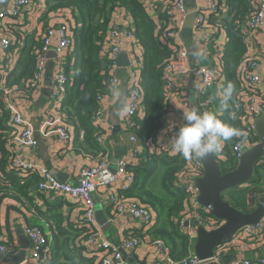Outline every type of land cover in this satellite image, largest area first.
Wrapping results in <instances>:
<instances>
[{"label":"trees","instance_id":"16d2710c","mask_svg":"<svg viewBox=\"0 0 264 264\" xmlns=\"http://www.w3.org/2000/svg\"><path fill=\"white\" fill-rule=\"evenodd\" d=\"M218 1L222 3L221 0ZM224 3L227 11L211 13L208 24L226 33L220 68L223 72L224 87L232 83L235 85V92L230 107L223 109L218 118L243 133L245 126L242 116L246 113L245 102L238 100L236 94L242 90L259 93L254 87H243L240 79V64L248 51L243 30L255 9V4L254 0H225ZM120 8L130 15L135 43L143 49L141 77L138 80L143 97L141 113L135 117L138 126L133 130L143 146L145 157V161L130 165L134 184L129 189L122 190V193L150 207L157 218L156 223L147 232L133 229L128 236L133 235L144 240L147 234L153 239H163L169 245L171 255L175 259H181L190 254L191 236L184 232L182 226V220L189 215L190 204L187 193L177 186L176 180L185 168L187 159L178 153L169 154L160 146L167 127L166 114L170 110L162 72L165 64L174 56L177 46L174 41L165 38L166 32L171 29L166 1L158 0L154 3L153 11L161 21L158 24L153 11L149 10L142 0H47V9L41 17L43 21L55 15L60 17L68 11L72 12L74 18L73 21L66 19L73 43L64 62L69 81L62 112L74 131L75 151L97 157L98 160L102 159L106 151L99 144L100 132L94 126L92 116L99 108L97 95L106 90L108 92V80L113 68L107 57L105 44L114 13ZM49 25L52 26L50 22ZM5 29L12 42L7 54L17 52L18 59L13 67L6 68L7 74L2 76L1 80L8 87L29 91V81L36 72L39 50L44 43V33L41 36H36L34 32L28 33L23 26L17 25L16 18L6 24ZM236 104L240 108L232 120L229 118V112L237 109ZM0 110L1 212L4 201L9 198L17 199V195L32 203L33 192L38 189L42 176L34 170L13 166L10 143L17 128L11 125V114L3 103ZM242 136L225 142L224 160L220 162L224 171L237 166L238 160L233 156L232 147ZM148 140L154 143L156 150H149ZM247 185L227 190L224 192V198L238 209L251 212L259 198L264 196V162L256 167L254 177ZM253 186L252 192L242 195L244 201L227 196L229 193L232 195L234 191H245ZM211 217L218 221L213 215ZM49 220L54 221L50 228L54 245L51 251L52 259L46 264H101L104 252L90 250L86 246L88 236L92 233L89 227L80 224L64 226L61 215L51 216ZM0 243L16 246L12 236L0 238Z\"/></svg>","mask_w":264,"mask_h":264},{"label":"built area","instance_id":"2783aa9c","mask_svg":"<svg viewBox=\"0 0 264 264\" xmlns=\"http://www.w3.org/2000/svg\"><path fill=\"white\" fill-rule=\"evenodd\" d=\"M142 1L148 8L147 0ZM149 1L154 7V3L158 0ZM164 1H166L167 14L170 17L169 25L171 26V29L166 32L165 38L174 41L177 45L174 56H172L165 64L162 72V79L165 83L166 101L170 107V104L173 101V96L182 93L184 105L188 106V104H191L190 96L188 95L191 90L185 85L178 86L177 78L192 74L196 78V81L192 86V94L196 97L198 107L201 112H214L215 104L212 102L211 98L206 99L204 96L206 95V91L214 85H224V79L222 77L223 72L220 68V63L219 66H209L201 64L198 61H192V55L189 53L180 38V31L188 17L186 1ZM32 4L33 0H13V3L10 6H7L0 11V89H3L4 93L7 95V100L9 102L8 108L11 114L10 123L17 128L13 135L12 142L10 143L13 152L12 164L14 167L26 170L30 169L40 173L42 180L38 185L39 191L51 194L55 198L61 196L73 198L80 205L83 211L80 226L89 227L92 231L88 236L86 246L90 250H101L104 252L101 264H130L124 253L134 251L144 242V240L130 235L120 243H116L107 238L97 224L94 194L99 188L114 187L116 188V191H111L108 194L109 202L114 214L129 215L134 219L139 220V222L143 224V229L145 230L143 231L144 233L156 223L157 218L150 207L144 206L137 200L126 197L124 193H122V190H127L134 184V174L130 165L139 164L142 161H145V157L143 156V146L133 130L138 126L135 117L141 113L143 92L138 85V81H136L129 89L128 100L131 105V111L125 114V119L126 129L130 134V141L134 143V146L130 150L132 153V160H129L127 157L120 158L115 165V172L111 171V159L105 155L94 164L84 166L79 172L78 182L61 183L47 168L38 165L31 160L24 159L22 157V150L26 147L31 149L36 148L38 146V139L34 134L31 123L21 113L18 106L9 100L10 94L15 91L16 88L6 86L1 78L7 74L6 68L9 69L13 67L18 59L17 52L7 54V49L11 46L12 42L11 38L8 37L6 33L4 20L20 17L25 13V10L28 7H32ZM254 4L255 9L248 18L247 24L243 30L244 41L247 45L248 51L240 64V79L243 87H254L259 93L256 94L242 90L236 94L238 100L241 99L245 102L246 110V113L242 116L245 126L243 136L232 147L233 156L238 161L245 149L251 148L259 142L254 130V123L256 118L260 116L264 110V52L255 47L256 35L264 31V0H254ZM119 10L126 13V11L121 8ZM226 11L227 7L225 3H220L218 0H210L205 6L198 8L194 25L197 34L199 33V39L197 38L195 44L197 47L201 46L207 49V47L214 41L215 33L219 31V29L213 28L208 24L209 15L211 13L219 14L220 12ZM131 26L132 22L127 28H123L117 23V21L113 20L112 26L107 35L105 49L107 50V57L113 68V72L108 80V93L110 94L111 87L113 85L120 86L121 82L118 57L122 51V43L125 38L131 42H136L134 30ZM54 40L57 42L56 47L58 50L64 51L70 48L73 43V38L70 34L68 22H60L52 25L44 32V43L39 50L36 72L29 81V86L31 88H38L47 65V54L50 47L53 45ZM223 50V48H217L216 54L219 56V60L221 59ZM65 58V56L59 58L55 77L56 91L52 96L50 110L42 124L41 132L44 136L56 134L67 146L72 147L75 134L66 120V115L62 112L67 83L69 81L64 68ZM196 84H204L205 87L203 89H198L195 86ZM103 97L104 93L97 95L99 108L96 109L92 116L93 124L98 129H100L104 122L106 112ZM236 108L237 109L233 111L235 114L240 106L236 104ZM182 123L183 116L181 124ZM178 127V122L167 123L164 137L161 139L160 146H162V148L169 154H175L172 150L171 138ZM105 137V134H100L98 138L99 144L103 147L105 145ZM222 143V150L215 153L219 162L224 160L223 151L225 142ZM147 145L150 151L156 150L155 145L151 140L147 141ZM202 175L203 169L200 158L193 155L191 158L187 159L185 168L178 174L176 180L177 186L187 193V199L192 208V212L188 217L182 220L184 232L187 234H190V229L187 230V228H190V225L187 226L186 222L191 218L196 220L197 226H203L208 230H212L218 226V222L213 220L211 214L207 210L200 208L197 203L199 190L194 184L193 178ZM131 232L132 230L128 234ZM24 234L30 243L31 257L27 258L23 264H46L51 261V251L53 246L44 228L37 225H27L24 229ZM263 237L264 217L256 224L245 225L239 229L232 241L247 239L251 240V243L259 240L261 242ZM230 243L231 242L218 247L215 250L213 260L221 258L222 255L220 253L226 251ZM152 244L157 252V256L154 260L155 264H204L205 262L211 261H201L195 252L190 253L187 257L175 259L171 255L169 245L163 239H153ZM16 252L17 246L0 243V253L2 255L0 258V264H13L7 261L5 257L15 254ZM255 259H257L260 264H264L263 257H255ZM234 264H253V262L252 259H246L242 262H235Z\"/></svg>","mask_w":264,"mask_h":264},{"label":"crops","instance_id":"0c3cea01","mask_svg":"<svg viewBox=\"0 0 264 264\" xmlns=\"http://www.w3.org/2000/svg\"><path fill=\"white\" fill-rule=\"evenodd\" d=\"M188 8V15H197V10L201 6H205L210 0H185ZM224 3L225 0H221ZM13 0H0V11L7 6H10ZM151 2L147 0L149 10L153 11ZM47 9V0H33L32 7H28L25 13L20 17L16 18V23L19 26H23V29L28 33L34 32L36 36H41L45 28L50 24L55 25L60 22H68L66 19L73 21L72 12L68 11L65 14L50 15V19L43 21L41 19L43 13ZM155 16L158 24L161 23L158 19L156 12H152ZM13 19H6V24L11 22ZM114 20L117 21L123 28H127L132 22L130 16L122 10H116L114 13ZM69 24V22H68ZM194 41L196 44L197 38L199 39V33L197 34L194 29ZM181 32V31H180ZM226 33L224 30H219L215 33L214 41L206 48L196 45V49H204L205 57L196 59L191 56L192 61H198L201 64L209 66H219V56L216 54L217 48H223L222 46L226 43ZM182 41V40H181ZM183 42V41H182ZM223 43V44H222ZM56 40L53 41V45L50 47V51L53 54H47V65L43 76L39 82L38 88H31L29 91H20L15 89L11 91L9 100L16 104L25 116V118L31 123L34 130V134L38 139V146L34 149L24 148L22 150V157L26 160H31L38 165L47 168L53 175L57 174L61 178H64L65 183H76L79 179L80 170L90 164L97 162L98 158L89 154L76 152L74 146H67L56 134H49L47 136L42 135L41 129L46 117L50 110V104L52 96L56 91V70L59 62V58L68 54V49L60 51L56 47ZM184 44V42H183ZM256 48H259L264 52V31L256 35ZM121 53L128 55V60H131V65L127 67L119 66V75L121 77L120 86L123 87L127 97L129 95L130 87L140 79L141 67L143 59V49L138 44L124 39L121 47ZM55 52V53H54ZM124 60V59H122ZM120 60L119 62H122ZM196 78L194 75H187L177 78L178 86L185 85L191 90L189 96H192V86L195 83ZM224 88V85H214L206 91L204 97L211 98L215 104L214 113L221 114L219 98L217 92ZM187 93V92H186ZM103 100L105 102L106 112L104 122L102 123L99 132L105 134V151L108 158L111 159L112 166H115L118 160L122 157H127L132 160L131 148L134 143L130 141V134L126 129L125 115L120 117L119 123L113 124L111 118L112 111V97L111 94L104 92ZM184 98L182 93L173 96V101L170 104V110L166 114V124L178 122L179 126L182 122V112L186 108H190L184 105ZM3 103L6 109L9 110V102L7 95L3 89H0V105ZM10 112V110H9ZM2 116L0 110V118ZM165 134V133H164ZM163 134V137H164ZM162 137V138H163ZM116 160V162H115ZM54 175V176H55ZM158 178L156 182H158ZM244 185L241 187H246ZM111 191H116V188H99L94 194L96 202V211L100 210L105 217L108 218L111 224L108 225L106 230H103V226L97 222L104 235L112 240L113 242L120 243L123 239L128 236V233L133 229L143 230V224L139 220L134 219L129 215L114 214L112 211L111 204L109 202L108 194ZM33 201L24 200L22 197L17 195V199H7L2 205L0 212V238L6 239L8 236H12V240L17 246V251L20 247L18 236L25 235L24 229L27 225H37L46 231L48 234L52 246L53 240L51 237V229L54 221H50L49 218L54 215L62 216V225L64 226H79L82 218V208L80 205L70 197H53L51 194L41 192L38 189L33 192ZM192 212L191 206L189 207V213ZM194 217V216H192ZM188 221V220H187ZM190 222V236H191V247L190 253L195 252V244L197 241L196 227L197 223L194 218L189 220ZM144 233V232H143ZM153 238L149 235H145L144 242L134 251L125 252L126 259L130 264L129 258H134L135 261L140 264H155L154 260L157 256L155 247L152 244ZM226 251L221 252V258L205 262L204 264H234L235 262H242L246 259H252L253 264H260L255 257L264 258V237L257 242L251 240H231ZM259 243V244H256ZM196 253V252H195ZM215 255V252H214ZM2 257L0 253V258ZM214 257V256H213Z\"/></svg>","mask_w":264,"mask_h":264},{"label":"water","instance_id":"95a60500","mask_svg":"<svg viewBox=\"0 0 264 264\" xmlns=\"http://www.w3.org/2000/svg\"><path fill=\"white\" fill-rule=\"evenodd\" d=\"M195 20L196 15H188L180 32V38L191 55L193 49L196 48L193 31ZM50 54H53V51L48 52V55ZM120 60L122 62H119ZM118 65L120 67L131 65L128 55L120 53ZM190 100V108L192 106L198 107L194 95L190 96ZM254 130L259 142L253 147L244 150L234 169L224 171L215 153L200 158L203 175L193 178V182L199 190L197 203L200 208L207 210L219 222V225L212 230H208L200 225L196 227L197 241L195 252L201 261L211 260L215 250L221 245L229 243L239 229L245 225L256 224L264 217V196L259 198L256 207L251 212H244L238 209L224 198V192L227 190L250 183L254 177L256 167L264 161V110L256 118ZM111 171H116L115 166L111 167ZM55 177L61 183L65 181L64 178H61L57 174ZM96 220L103 226V230H106L108 225L111 224L100 210L96 211ZM186 225H190L189 220L186 222ZM18 240L20 245L18 251L5 257L7 261L13 264H23L27 258L31 257L28 238L25 235H19ZM129 259L132 264H140L134 258Z\"/></svg>","mask_w":264,"mask_h":264},{"label":"clouds","instance_id":"9594fccd","mask_svg":"<svg viewBox=\"0 0 264 264\" xmlns=\"http://www.w3.org/2000/svg\"><path fill=\"white\" fill-rule=\"evenodd\" d=\"M193 57H205L204 49H193ZM196 88L203 89L204 84H196ZM112 97L111 118L113 124L119 123L120 117L131 111V105L122 86L113 85L110 89ZM235 85L228 83L217 92L221 109H228L233 101ZM183 123L171 138L172 150L184 158L193 155L199 158L207 157L222 150L223 143L234 137L243 135L242 131L218 118L211 111L201 112L198 107L192 106L182 112ZM229 118L235 119V112H229Z\"/></svg>","mask_w":264,"mask_h":264},{"label":"rangeland","instance_id":"374dc122","mask_svg":"<svg viewBox=\"0 0 264 264\" xmlns=\"http://www.w3.org/2000/svg\"><path fill=\"white\" fill-rule=\"evenodd\" d=\"M223 44V43H222ZM253 188H254V186L253 187H251V188H247L245 191L243 190V191H239V192H235L234 191V193L231 195L230 193L229 194H227V196H228V198H234V199H236V200H240V201H244L245 199L243 198V194H246V193H250V192H252V190H253ZM260 197V196H259ZM247 200H248V198H247Z\"/></svg>","mask_w":264,"mask_h":264},{"label":"flooded vegetation","instance_id":"af4514ba","mask_svg":"<svg viewBox=\"0 0 264 264\" xmlns=\"http://www.w3.org/2000/svg\"><path fill=\"white\" fill-rule=\"evenodd\" d=\"M231 189H234V188H231ZM230 190V189H229ZM218 222V221H217ZM218 225H219V222H218Z\"/></svg>","mask_w":264,"mask_h":264}]
</instances>
